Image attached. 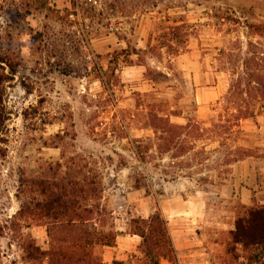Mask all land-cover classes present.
<instances>
[{
	"label": "rangeland",
	"instance_id": "374dc122",
	"mask_svg": "<svg viewBox=\"0 0 264 264\" xmlns=\"http://www.w3.org/2000/svg\"><path fill=\"white\" fill-rule=\"evenodd\" d=\"M0 75V264H264V0H0Z\"/></svg>",
	"mask_w": 264,
	"mask_h": 264
},
{
	"label": "trees",
	"instance_id": "16d2710c",
	"mask_svg": "<svg viewBox=\"0 0 264 264\" xmlns=\"http://www.w3.org/2000/svg\"><path fill=\"white\" fill-rule=\"evenodd\" d=\"M2 77L0 75V87L2 81H4L5 78H9L6 75H2ZM236 111L237 113L244 115L247 114L248 110L239 106ZM3 126L4 117L0 115V133L2 132ZM40 194L44 195V191L40 190ZM69 194L70 193L64 189L57 192L54 197H51V195L47 193L46 196H44L46 197L45 201L41 202L37 200L36 206H41L45 212L51 210L54 215H61V212L58 210L59 206V208L65 210L66 208L74 206L79 207L80 205L79 200H77V198L75 200L72 199L69 197ZM60 198H64L65 201L61 202ZM78 199H83L81 194H79ZM241 208L242 209L238 211L235 216L233 229L230 231L229 249H239L241 253L245 254L256 250V253L260 252L261 254H264V204ZM67 210L69 209H66L65 213ZM152 231V228H150L149 233L141 232L140 236L146 240L148 234L149 236H152V234H150ZM250 259L252 258H249V260Z\"/></svg>",
	"mask_w": 264,
	"mask_h": 264
},
{
	"label": "crops",
	"instance_id": "0c3cea01",
	"mask_svg": "<svg viewBox=\"0 0 264 264\" xmlns=\"http://www.w3.org/2000/svg\"><path fill=\"white\" fill-rule=\"evenodd\" d=\"M222 90L218 89L217 91L214 90L215 93H217V95H221ZM260 161H254V160H243V161H237L233 167H232V170L235 174H238V175H244V172L247 171L248 169H250V165H255L256 163H258ZM247 175H249V172L247 173ZM249 178H251V176H249ZM248 203H250L251 201L247 200ZM245 204H248L246 202H243ZM251 204V203H250Z\"/></svg>",
	"mask_w": 264,
	"mask_h": 264
},
{
	"label": "built area",
	"instance_id": "2783aa9c",
	"mask_svg": "<svg viewBox=\"0 0 264 264\" xmlns=\"http://www.w3.org/2000/svg\"><path fill=\"white\" fill-rule=\"evenodd\" d=\"M107 28L110 30V31H118V26H116V25H114V24H112V23H108L107 24Z\"/></svg>",
	"mask_w": 264,
	"mask_h": 264
}]
</instances>
